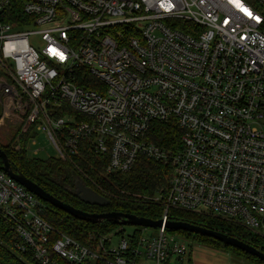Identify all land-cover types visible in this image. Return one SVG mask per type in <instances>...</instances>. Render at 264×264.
<instances>
[{"label": "built area", "instance_id": "2783aa9c", "mask_svg": "<svg viewBox=\"0 0 264 264\" xmlns=\"http://www.w3.org/2000/svg\"><path fill=\"white\" fill-rule=\"evenodd\" d=\"M0 105L4 135L45 132L63 160L83 145L107 173L171 168L158 234L116 246L59 231L0 169V216L38 264H193L202 244L168 231L172 209L264 239V0H0ZM155 123L180 129L176 148Z\"/></svg>", "mask_w": 264, "mask_h": 264}, {"label": "trees", "instance_id": "16d2710c", "mask_svg": "<svg viewBox=\"0 0 264 264\" xmlns=\"http://www.w3.org/2000/svg\"><path fill=\"white\" fill-rule=\"evenodd\" d=\"M150 139L161 144L176 148L179 143L180 129L173 123H155L150 130ZM37 134L32 128L20 135L16 134L7 145L0 143L6 152L11 167L16 172H22L46 191L76 208L88 212L117 211L146 217L152 220L161 219L163 208L152 198L166 191L169 186L171 168L169 165L155 160L140 157L134 167L126 173H107L106 163L96 155L83 149L73 160L40 159L29 154V143ZM177 144V146H176ZM19 145V149L16 146ZM3 163L0 157V165ZM76 178L85 182L98 193L110 200L108 206H93L82 202L71 189L75 188ZM43 215L61 232L66 233L83 243L95 240L106 233H124L123 225L109 220L92 223L77 219L67 212L45 202ZM169 220L186 221L206 228L214 229L239 238L264 252V239L250 230L230 221L215 218L210 215L170 210ZM141 228V227H140ZM171 233L195 240L196 242L223 250L237 259L251 264H264L256 256L238 248L226 245L211 237L194 234L184 230H170ZM134 233H142L136 230ZM16 234L11 226L0 216V264H38L31 253L23 254L15 247ZM68 264V263H61ZM102 264V263H97Z\"/></svg>", "mask_w": 264, "mask_h": 264}, {"label": "water", "instance_id": "95a60500", "mask_svg": "<svg viewBox=\"0 0 264 264\" xmlns=\"http://www.w3.org/2000/svg\"><path fill=\"white\" fill-rule=\"evenodd\" d=\"M0 157L2 158L3 163L0 165V169L4 170L11 178L25 186L29 191L33 192L36 196L42 199L44 202H48L54 207L61 209L73 217L92 222L99 223L102 220H109L119 225H135L144 228H158L163 225V219L152 220L146 217H139L134 214L117 212V211H107V212H88L80 208L64 202L63 200L57 198L50 192L46 191L39 184L29 179L22 172H16L12 169L9 158L6 152L0 146ZM76 196L84 203L93 205V206H108L110 200L104 195L98 193L92 187L88 186L82 180L76 181ZM165 227L170 230H184L194 234H200L204 236L211 237L215 240L221 241L226 245H230L234 248H238L242 251H245L251 255L256 256L258 259L264 262V252L255 248L254 246L246 243L243 240H240L237 237L228 235L226 233L206 228L200 225L189 223L186 221H172L168 220L165 223Z\"/></svg>", "mask_w": 264, "mask_h": 264}, {"label": "rangeland", "instance_id": "374dc122", "mask_svg": "<svg viewBox=\"0 0 264 264\" xmlns=\"http://www.w3.org/2000/svg\"><path fill=\"white\" fill-rule=\"evenodd\" d=\"M32 41L35 43H41L39 39L32 36ZM2 107L0 105V113ZM0 129V143L7 145L10 142V137L13 135V132H9L7 135H4V131ZM29 154L32 157L40 159H49L59 160V153L54 147L53 143L49 141L46 137L45 132H38L35 136V140H31L29 143ZM124 233L113 234L112 246H116L117 243L121 240L122 236H128L131 233H134L136 230H142L143 233L158 234V228H143L135 225H123ZM108 234V233H106ZM188 240H193L190 237H187ZM195 241V240H194ZM205 245L197 246L193 249H190L191 252V262L193 264H251L247 261L237 259L232 254L219 250L216 252V255H213L211 252L205 251L202 247ZM207 248H214L212 246H207ZM189 254V253H188ZM187 259V256H186ZM146 264H154L152 261H147Z\"/></svg>", "mask_w": 264, "mask_h": 264}, {"label": "crops", "instance_id": "0c3cea01", "mask_svg": "<svg viewBox=\"0 0 264 264\" xmlns=\"http://www.w3.org/2000/svg\"><path fill=\"white\" fill-rule=\"evenodd\" d=\"M204 249H205V251H209V252H211L213 255H216V252H218L219 250H217V249H213V248H207L206 246H202Z\"/></svg>", "mask_w": 264, "mask_h": 264}, {"label": "flooded vegetation", "instance_id": "af4514ba", "mask_svg": "<svg viewBox=\"0 0 264 264\" xmlns=\"http://www.w3.org/2000/svg\"><path fill=\"white\" fill-rule=\"evenodd\" d=\"M76 180H79V178H76ZM75 184H76V182H75ZM71 192H73L74 195H76V194H75V192H76V186H75V188L71 189Z\"/></svg>", "mask_w": 264, "mask_h": 264}, {"label": "snow or ice", "instance_id": "6c2138e0", "mask_svg": "<svg viewBox=\"0 0 264 264\" xmlns=\"http://www.w3.org/2000/svg\"><path fill=\"white\" fill-rule=\"evenodd\" d=\"M249 15H251V14L249 13Z\"/></svg>", "mask_w": 264, "mask_h": 264}]
</instances>
